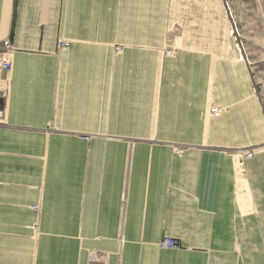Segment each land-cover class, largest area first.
<instances>
[{
	"label": "crops",
	"instance_id": "crops-1",
	"mask_svg": "<svg viewBox=\"0 0 264 264\" xmlns=\"http://www.w3.org/2000/svg\"><path fill=\"white\" fill-rule=\"evenodd\" d=\"M225 6L0 0V264H264V102Z\"/></svg>",
	"mask_w": 264,
	"mask_h": 264
},
{
	"label": "rangeland",
	"instance_id": "rangeland-1",
	"mask_svg": "<svg viewBox=\"0 0 264 264\" xmlns=\"http://www.w3.org/2000/svg\"><path fill=\"white\" fill-rule=\"evenodd\" d=\"M223 2L232 24L231 39L234 47L232 48L239 50L248 63L256 92L264 102V0H223ZM179 26V23L171 24L172 36L175 35L177 38L181 36L182 31Z\"/></svg>",
	"mask_w": 264,
	"mask_h": 264
},
{
	"label": "built area",
	"instance_id": "built-area-1",
	"mask_svg": "<svg viewBox=\"0 0 264 264\" xmlns=\"http://www.w3.org/2000/svg\"><path fill=\"white\" fill-rule=\"evenodd\" d=\"M171 42V41H170ZM169 42V44H170ZM69 46L68 42L60 41L57 43L56 48L57 50H65ZM4 50H10L11 44L8 40L3 42ZM114 52L119 54L122 52V47H115ZM174 55V48L170 46V48L164 52V56L166 57H173ZM12 72V63L9 59L3 57L2 53L0 52V100L5 97L6 88L3 84V75L10 74ZM224 110L221 108H212L209 110V115L213 117H219ZM4 118V108L0 105V123ZM255 154V150L243 149L236 151V156L238 159L239 168H242L243 162L245 160L251 159ZM32 211L36 214H39L40 209L38 206H32ZM158 247L161 250H176L180 249L181 247L177 244V242L168 237H163L158 244ZM88 264H105L106 255L96 252H90L88 254Z\"/></svg>",
	"mask_w": 264,
	"mask_h": 264
}]
</instances>
